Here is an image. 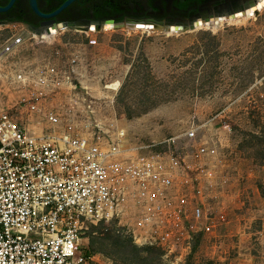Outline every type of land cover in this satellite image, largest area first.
<instances>
[{"label": "rangeland", "instance_id": "obj_1", "mask_svg": "<svg viewBox=\"0 0 264 264\" xmlns=\"http://www.w3.org/2000/svg\"><path fill=\"white\" fill-rule=\"evenodd\" d=\"M129 27L65 30L39 40L21 26H0V115L45 134L53 128L44 115L52 111L61 120L55 130L65 131L68 118L78 123L84 116L77 106L69 109L70 99L79 101L84 110L91 106L92 118L116 122L131 156L149 151L134 147L205 125L200 136L218 150L216 158L201 161L211 176L198 171L191 181L196 172L188 160L192 170L176 175L171 199H187L190 213L199 204V222L152 220L148 228L173 234L165 244L144 242L148 230L130 207L121 218L89 225L88 237L109 249L93 264H264V8L238 22L178 34ZM29 71L57 85L37 113L19 104L32 87L14 81ZM195 189L200 200L193 198ZM208 212L225 221L202 233Z\"/></svg>", "mask_w": 264, "mask_h": 264}, {"label": "built area", "instance_id": "obj_2", "mask_svg": "<svg viewBox=\"0 0 264 264\" xmlns=\"http://www.w3.org/2000/svg\"><path fill=\"white\" fill-rule=\"evenodd\" d=\"M42 73L29 71L14 78L20 86L32 87L19 103L30 113L39 112L57 86ZM69 104L84 116L78 123L68 118L66 129L79 132L56 131L61 120L52 111L44 115L53 128L45 134L19 126L9 113L0 115V264H93L97 256L87 250L89 225L121 218L130 207L138 210L139 223L148 230L144 242L149 238L165 244L173 234L148 228L155 224L152 220L171 226L172 218L182 225L199 222V204L190 213L187 199H171L176 175L192 170L188 160L196 172L191 181L198 180V171L211 176L200 168L203 157L218 155L217 147L200 136L205 125L134 147L149 151L131 156L116 122L107 126L89 115L94 114L90 105L84 110L79 101L70 99ZM195 192L193 198L200 200V190ZM201 221V232L211 233L225 217L208 212Z\"/></svg>", "mask_w": 264, "mask_h": 264}, {"label": "flooded vegetation", "instance_id": "obj_3", "mask_svg": "<svg viewBox=\"0 0 264 264\" xmlns=\"http://www.w3.org/2000/svg\"><path fill=\"white\" fill-rule=\"evenodd\" d=\"M67 1L0 0V23L42 30L58 23L142 21L156 28L165 23L225 17L255 6L258 0H74L61 9Z\"/></svg>", "mask_w": 264, "mask_h": 264}, {"label": "water", "instance_id": "obj_4", "mask_svg": "<svg viewBox=\"0 0 264 264\" xmlns=\"http://www.w3.org/2000/svg\"><path fill=\"white\" fill-rule=\"evenodd\" d=\"M74 0H68L67 2H65L63 4V6L61 7L64 8L67 5H69L71 2H73ZM262 1H260L256 6H251L248 7L247 9L243 10V11H233L232 13H230L229 15L225 16V17H218V18H210V19H205V20H201V19H197L191 22H188V24L186 23H165V24H160L158 27L159 30H161L164 33H169V32H182V31H186V30H194L195 28H197V26L201 27V26H213V25H217L219 22H221L222 20H232L237 18L238 16H250L251 14H255L256 13V7L258 5H261ZM32 6L34 8V4L32 3ZM132 23H135L134 26L137 29H142V28H146V29H153L155 28L152 24H144L142 21H134ZM129 23H123V22H119L116 23L114 21H103V22H97V21H81V22H72V23H58V24H52L51 26L42 29V30H38L35 28H29L28 31L31 32L32 34H36V35H41V37L44 34H52L54 33L56 30H79V31H87V30H104V28H110V29H119V28H123L124 26H128ZM1 26H5L7 25L6 22L0 23Z\"/></svg>", "mask_w": 264, "mask_h": 264}, {"label": "bare ground", "instance_id": "obj_5", "mask_svg": "<svg viewBox=\"0 0 264 264\" xmlns=\"http://www.w3.org/2000/svg\"><path fill=\"white\" fill-rule=\"evenodd\" d=\"M260 1H262V3H261V5H258L257 7H256V12H258V11H261V9H263L264 8V0H258L257 2H256V5L260 2ZM255 5V6H256ZM250 6V5H249ZM251 7V6H250ZM252 15H254V14H251L250 16H252ZM222 17V16H221ZM248 16H242V17H240V16H238L237 18H235V19H232V20H222L221 22H219L217 25H213V26H206V27H217V26H219V24L220 23H222V22H238L239 20H241V19H244V18H247ZM134 24L135 23H131V25H133V27H129V30H134V31H136V30H144V31H150L151 29H146V28H142V29H137V28H135V26H134ZM202 27V26H201ZM205 27V26H204ZM198 28H200L199 26H197V28H195V29H198ZM154 29V28H153ZM66 29H63V30H56L54 33H50V34H44L42 37H41V35L39 36V35H36V34H34V36L35 37H37L39 40H45V39H49V38H51V37H53L54 35H56V34H58L59 32H63V31H65ZM104 30H110V28H104ZM89 31H96V30H89ZM173 33H179V32H169V33H166V34H173Z\"/></svg>", "mask_w": 264, "mask_h": 264}, {"label": "trees", "instance_id": "obj_6", "mask_svg": "<svg viewBox=\"0 0 264 264\" xmlns=\"http://www.w3.org/2000/svg\"><path fill=\"white\" fill-rule=\"evenodd\" d=\"M88 253L91 255H108V246L101 242V240L96 237L90 235L88 237V246H87Z\"/></svg>", "mask_w": 264, "mask_h": 264}]
</instances>
